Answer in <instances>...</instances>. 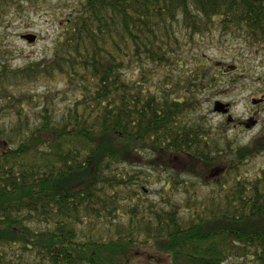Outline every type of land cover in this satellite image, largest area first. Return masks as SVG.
Masks as SVG:
<instances>
[{"label": "trees", "instance_id": "obj_1", "mask_svg": "<svg viewBox=\"0 0 264 264\" xmlns=\"http://www.w3.org/2000/svg\"><path fill=\"white\" fill-rule=\"evenodd\" d=\"M37 1L0 0V25ZM79 2L50 57L0 48V264H264V165L243 172L264 135L196 115L236 79L187 53L219 31L264 56V0Z\"/></svg>", "mask_w": 264, "mask_h": 264}, {"label": "rangeland", "instance_id": "obj_2", "mask_svg": "<svg viewBox=\"0 0 264 264\" xmlns=\"http://www.w3.org/2000/svg\"><path fill=\"white\" fill-rule=\"evenodd\" d=\"M77 3H80L79 0H38L16 10L11 18H5L0 25V48L13 68L52 55L56 40L63 33V25L76 11ZM30 34L38 37L34 43L22 39V36ZM187 48V53L191 55L203 53L213 65L228 68L229 77L236 79L233 86L224 85L217 94L199 96L201 105L196 115L205 118V123L214 130L223 128L228 139L233 140L237 147L247 146L253 139L264 135V56L253 53L248 44L235 34L222 35L219 31L197 37L195 46ZM29 89L41 94L48 90L62 91L63 85L60 80L39 82L29 86ZM65 100L62 102L59 99L57 109H65V105L70 103L69 97ZM217 102L230 105L227 115L214 111ZM263 165L264 155H261L249 160L243 166V172L252 177ZM156 179L158 181L154 176ZM145 186L154 189L159 184L153 181L152 185ZM229 264L255 263L240 260Z\"/></svg>", "mask_w": 264, "mask_h": 264}, {"label": "water", "instance_id": "obj_3", "mask_svg": "<svg viewBox=\"0 0 264 264\" xmlns=\"http://www.w3.org/2000/svg\"><path fill=\"white\" fill-rule=\"evenodd\" d=\"M22 39L29 43H34L37 40L36 35H24L22 36ZM256 104V102H254ZM229 104H223L221 102L215 103L214 111L221 114H227L229 112Z\"/></svg>", "mask_w": 264, "mask_h": 264}]
</instances>
